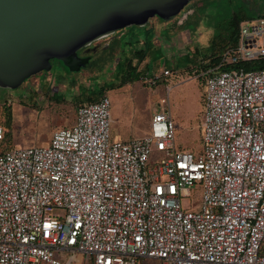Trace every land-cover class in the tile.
Returning <instances> with one entry per match:
<instances>
[{"label": "built area", "instance_id": "1", "mask_svg": "<svg viewBox=\"0 0 264 264\" xmlns=\"http://www.w3.org/2000/svg\"><path fill=\"white\" fill-rule=\"evenodd\" d=\"M259 57L264 17L208 75L200 153L175 148L165 108L150 136L110 142L107 95L41 147L8 144L0 124V264H264V68L223 69ZM196 183L202 210H185Z\"/></svg>", "mask_w": 264, "mask_h": 264}, {"label": "rangeland", "instance_id": "2", "mask_svg": "<svg viewBox=\"0 0 264 264\" xmlns=\"http://www.w3.org/2000/svg\"><path fill=\"white\" fill-rule=\"evenodd\" d=\"M243 7L264 11V0H190L168 20L151 17L144 23H129L90 41L77 51L79 58H87L79 69L70 70L57 62L51 69L34 72L16 87H0V115L8 116L10 112L12 115L11 123L6 119L2 123L10 130L6 141L19 147L49 144L55 130L76 124L78 105L99 99L103 90L111 103L110 142L130 139L116 137L115 128L119 127L129 132L135 126L131 139L150 136L153 114L167 105L176 129L175 148L203 152L201 129L206 84L194 70L213 53V39L226 36L233 12ZM147 41L152 46L139 68L142 77L131 79L129 74L135 76L133 68L138 62L131 52L145 48ZM90 55L95 56L93 61ZM191 65V75L183 72L170 84L162 81L161 76L156 84L149 79L155 74L162 75L167 67L175 72L178 67ZM161 157V152L154 149L152 160ZM182 205L185 210H202V184L196 183L191 193L182 197ZM53 213L64 214V210L54 208ZM77 258L83 262L86 254L79 252ZM88 259V264H92V257ZM140 264H161V261L148 257Z\"/></svg>", "mask_w": 264, "mask_h": 264}, {"label": "water", "instance_id": "3", "mask_svg": "<svg viewBox=\"0 0 264 264\" xmlns=\"http://www.w3.org/2000/svg\"><path fill=\"white\" fill-rule=\"evenodd\" d=\"M190 0H0V87L57 62L79 69L90 41L151 17L168 20Z\"/></svg>", "mask_w": 264, "mask_h": 264}, {"label": "trees", "instance_id": "4", "mask_svg": "<svg viewBox=\"0 0 264 264\" xmlns=\"http://www.w3.org/2000/svg\"><path fill=\"white\" fill-rule=\"evenodd\" d=\"M259 17H264V11L262 9L256 10V8L243 7L239 10L234 11L233 16L228 22L227 27L225 29L226 36L225 37L218 36L213 39L212 45L215 48H213V53L206 57L204 68L207 69L209 67H214L218 65L222 60V56L224 52L231 47H235L239 43L242 23L246 20H253ZM151 44H152L151 41H147L145 44V48L143 47L138 50L137 49L132 50L131 55L135 56L138 62H137V66H134L133 68V71L136 73L135 76L132 77V73H131L129 74V78L133 79L134 77L136 78L142 77V72L140 73V71L142 70H140L139 68L141 63L145 61L148 52L150 51V47L152 46ZM132 66L133 64H131L130 67L132 68ZM240 67H245L248 70L264 68V57H259L253 60L241 61L235 64L225 63L223 65V69H232V68H240ZM124 82H127V80ZM104 92L105 91L103 90L101 91L99 99L103 96ZM8 116L6 115V113L5 116L2 113V115H0V124H2L3 120L5 119H6L5 121L11 123L12 122L11 112L9 113ZM7 143L10 144L9 142Z\"/></svg>", "mask_w": 264, "mask_h": 264}, {"label": "crops", "instance_id": "5", "mask_svg": "<svg viewBox=\"0 0 264 264\" xmlns=\"http://www.w3.org/2000/svg\"><path fill=\"white\" fill-rule=\"evenodd\" d=\"M114 44H116L115 43V41H114ZM164 45H166L165 44V42H164ZM114 46V45H113ZM206 62L205 60H203L202 61V64L200 65V64H197V66H198V68H196V70H194V71H196V74L195 75H197V74H199L200 73V77L201 78H203L204 79V81H205V84L207 85V78H208V75L211 73V71H212V69H214V68H216V66H218V65H216V66H214V67H209V68H204V63ZM142 64V63H141ZM146 66V65H145ZM144 66V67H145ZM143 67V68H144ZM140 68H142V66L140 67ZM190 68H192L193 69V66L191 65V66H189V67H184V69H180V67H178L177 69H175L176 71L175 72H173L174 70H172V68H169V67H167V68H165V70H170V73L169 74H164V72H163V74L162 75H159V76H161L162 78V81H165V82H167V84H170L171 83V81L172 80H174V81H177V79H178V76L180 75V74H182L183 72L185 73L186 72V74H188V75H191L192 73V71L190 70ZM164 70V71H165ZM179 71V72H178ZM179 74H178V73ZM190 72V73H189ZM176 73H177V75H176ZM195 73V72H194ZM156 75V74H155ZM160 79V77L157 79V81ZM160 79V80H161ZM175 83H177V82H175ZM207 87V86H206ZM172 88L173 87H170L169 88V91H171L172 90ZM106 92H104V94H103V96L104 95H106L105 94ZM108 96V95H107ZM98 100V99H97ZM97 100H95V101H97ZM86 101V100H85ZM78 108V107H77ZM162 108H165L166 110H169L170 111V106H167V105H165V106H163ZM205 111H206V97H205V107H204V114H205ZM171 113V112H170ZM154 115V114H153ZM205 117V116H204ZM152 118H153V116H152ZM135 122V121H134ZM174 128H175V124H174ZM202 128H203V125H202ZM118 132L117 133H115V135H116V137H118V138H130V139H127V140H124V141H129V140H132L131 138H132V136H135L134 135V133H135V126H133V128L129 131V132H127V130H125L123 127H119V128H115ZM175 131H176V129H175ZM127 132V133H126ZM110 133H111V122H110ZM128 134V135H127ZM201 135L203 136V131H202V129H201ZM130 136V137H129Z\"/></svg>", "mask_w": 264, "mask_h": 264}, {"label": "flooded vegetation", "instance_id": "6", "mask_svg": "<svg viewBox=\"0 0 264 264\" xmlns=\"http://www.w3.org/2000/svg\"><path fill=\"white\" fill-rule=\"evenodd\" d=\"M112 42L114 43V41H112ZM112 47H113V46H112ZM99 54H100V53H99ZM99 54H98V55H99ZM82 57H83V56H82ZM90 57L92 58V61H93L95 56H94V55H90Z\"/></svg>", "mask_w": 264, "mask_h": 264}]
</instances>
